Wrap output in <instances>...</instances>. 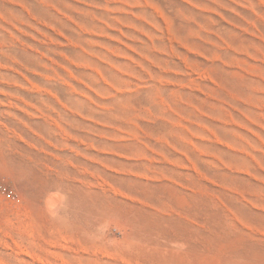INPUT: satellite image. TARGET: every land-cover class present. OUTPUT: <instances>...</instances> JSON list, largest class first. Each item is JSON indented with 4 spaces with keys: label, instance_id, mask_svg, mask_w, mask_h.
I'll return each mask as SVG.
<instances>
[{
    "label": "rangeland",
    "instance_id": "374dc122",
    "mask_svg": "<svg viewBox=\"0 0 264 264\" xmlns=\"http://www.w3.org/2000/svg\"><path fill=\"white\" fill-rule=\"evenodd\" d=\"M0 182V264H264V0H0Z\"/></svg>",
    "mask_w": 264,
    "mask_h": 264
},
{
    "label": "built area",
    "instance_id": "2783aa9c",
    "mask_svg": "<svg viewBox=\"0 0 264 264\" xmlns=\"http://www.w3.org/2000/svg\"><path fill=\"white\" fill-rule=\"evenodd\" d=\"M0 191L4 194H6L7 196L10 195V192L7 191V186L6 184L0 182Z\"/></svg>",
    "mask_w": 264,
    "mask_h": 264
},
{
    "label": "bare ground",
    "instance_id": "6f19581e",
    "mask_svg": "<svg viewBox=\"0 0 264 264\" xmlns=\"http://www.w3.org/2000/svg\"><path fill=\"white\" fill-rule=\"evenodd\" d=\"M55 206V205H54Z\"/></svg>",
    "mask_w": 264,
    "mask_h": 264
}]
</instances>
